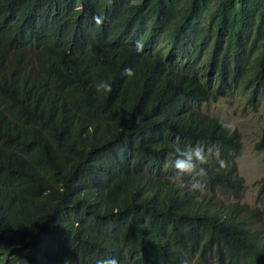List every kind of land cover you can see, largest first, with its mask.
Masks as SVG:
<instances>
[{
    "label": "trees",
    "instance_id": "trees-1",
    "mask_svg": "<svg viewBox=\"0 0 264 264\" xmlns=\"http://www.w3.org/2000/svg\"><path fill=\"white\" fill-rule=\"evenodd\" d=\"M237 93L264 95V0H0V264H264L241 134L201 113ZM176 137L227 162L202 196L167 180Z\"/></svg>",
    "mask_w": 264,
    "mask_h": 264
},
{
    "label": "clouds",
    "instance_id": "clouds-1",
    "mask_svg": "<svg viewBox=\"0 0 264 264\" xmlns=\"http://www.w3.org/2000/svg\"><path fill=\"white\" fill-rule=\"evenodd\" d=\"M97 31H98L97 29L92 27L87 22L76 23L74 27L72 55L84 54L91 42V39L94 37L95 34H97ZM55 46L58 45L55 44L53 47ZM137 47L139 49L140 45L138 44ZM124 75L130 78L134 75V71L130 68H127L124 70ZM94 87L97 93L103 92L107 94V93H111L112 91V86L108 81H100L96 83ZM229 96H234L238 98L244 97L241 96L239 93ZM222 97H226V96L217 97L215 101L212 100V101H208V103H202L201 113L205 114L209 120L210 118H218L222 120L220 121L221 127L225 131H231L233 129V125L230 121H227L219 116H214L208 110V107L214 106L218 102V99ZM244 101L245 104H247L246 99H244ZM262 127H261V134H262ZM260 141L261 139L257 142V145L260 143ZM241 142H242V138H241ZM195 143L191 142L188 143V145H182L180 138L176 137L172 145V150L167 154L168 166L171 169V173L168 175L167 180L171 185H173L177 189L187 190L190 193H194L202 196L207 192V181L211 179V175L219 172L221 169L226 168L227 162L222 158L221 153L218 151L217 147L208 146L205 149V147L202 146V144H200L198 141L197 144ZM242 151H243V142H242ZM213 160H215V164L218 165V167H213ZM257 183H258V188L255 198L253 201H248L244 199L245 190L247 187L245 181V189L241 197V201H244L250 205H254V204L260 205L262 203V200H264V198L263 199L261 198L264 197V194L260 193V191L263 185V181L260 180L257 181ZM157 192L160 193L159 191H155L154 194H156ZM154 194L153 195L142 194L140 195V197L153 200V197L155 196ZM262 246H264V241L256 240V244L254 245V247L258 249ZM97 264H119V261L115 257H110V258L98 260Z\"/></svg>",
    "mask_w": 264,
    "mask_h": 264
},
{
    "label": "rangeland",
    "instance_id": "rangeland-1",
    "mask_svg": "<svg viewBox=\"0 0 264 264\" xmlns=\"http://www.w3.org/2000/svg\"><path fill=\"white\" fill-rule=\"evenodd\" d=\"M244 97L226 96L218 99L208 110L230 121L241 132L243 151L236 159L238 171L244 176L246 190L244 199L253 201L258 183L264 176V146L257 149L261 127L264 124V95L255 105L245 104Z\"/></svg>",
    "mask_w": 264,
    "mask_h": 264
}]
</instances>
